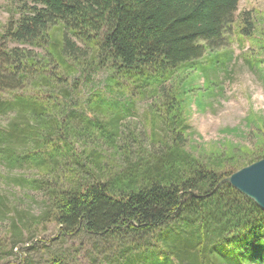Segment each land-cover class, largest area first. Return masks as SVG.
Returning a JSON list of instances; mask_svg holds the SVG:
<instances>
[{"label": "trees", "instance_id": "16d2710c", "mask_svg": "<svg viewBox=\"0 0 264 264\" xmlns=\"http://www.w3.org/2000/svg\"><path fill=\"white\" fill-rule=\"evenodd\" d=\"M6 1L0 180L47 205L33 216L0 192V264H40L38 251L45 264L77 263L79 247L26 246L34 223L49 221L65 239L84 233L116 246L92 264H264V211L219 186L264 159V115L244 121L253 146L202 145L185 85L201 76L223 84L222 73L232 80L241 59L264 85V12H239L241 0ZM146 101L151 129L137 132L123 122ZM19 247L28 252L22 262Z\"/></svg>", "mask_w": 264, "mask_h": 264}, {"label": "rangeland", "instance_id": "374dc122", "mask_svg": "<svg viewBox=\"0 0 264 264\" xmlns=\"http://www.w3.org/2000/svg\"><path fill=\"white\" fill-rule=\"evenodd\" d=\"M260 10L264 12V0H241L239 12L244 10ZM10 6L6 0H0V30L2 26L7 23L9 18ZM230 47L236 50V56H239L240 50L237 48V44L233 43ZM206 66H213L214 63L207 58ZM238 65L235 71L232 73V80H224V74H219L220 80L223 84L218 83L215 80H209L206 76H201L200 80L196 84H190L192 81L189 79L185 85L187 90L191 91L188 95L195 97L193 100L192 108L186 111V115L189 118L191 128L196 132L195 140L202 145H210L216 142H221L226 139L233 141L236 144L253 146L255 138L252 135H248V129L245 126V119L249 116L250 112L264 115V85L259 81L257 75L252 74L247 66L242 62V59L238 61ZM107 73L101 72L97 75V81H103L106 79ZM193 78V77H192ZM224 88L223 90L220 88ZM220 94L217 98L209 99L207 96L210 92L214 91ZM90 91L83 93V99L90 96ZM204 96V99L200 98ZM8 96L7 92L0 93V97ZM187 97V96H186ZM151 101L138 102L137 116L129 117L128 120L123 123L131 122V127L137 125L138 130L144 131L145 125L151 121V118L145 120L146 111L149 110ZM150 111V110H149ZM153 114L155 111H151ZM155 115V114H154ZM239 128L241 131H245L246 136L237 137L235 135H228L224 133V129ZM146 129H151L147 126ZM13 174H23L16 171ZM28 174V175H27ZM28 177H31L32 173H27ZM0 192L8 194L11 201L20 205V210L30 212L33 216L41 215L46 209V199L40 193L34 191H28L23 188H16L9 190L5 187V184L0 180ZM6 222L0 221L1 236H6ZM32 228V242L26 245L27 247L36 244L46 246L49 250L68 249V247L80 249L77 263L76 261L71 264H92V259L101 260L102 258H108L110 260L116 246L107 245L105 242L89 237L82 233L79 236L71 238L61 237L58 226L52 221L43 223H34ZM98 247L96 249L94 246ZM82 246V247H81ZM107 248V250H106ZM102 253L99 255V250ZM20 262L27 256V250H20V247L15 249ZM35 262L45 264V256L41 251L34 253ZM107 263V262H106ZM105 264V263H104Z\"/></svg>", "mask_w": 264, "mask_h": 264}, {"label": "water", "instance_id": "95a60500", "mask_svg": "<svg viewBox=\"0 0 264 264\" xmlns=\"http://www.w3.org/2000/svg\"><path fill=\"white\" fill-rule=\"evenodd\" d=\"M228 183L264 211V159L222 179L220 185Z\"/></svg>", "mask_w": 264, "mask_h": 264}]
</instances>
